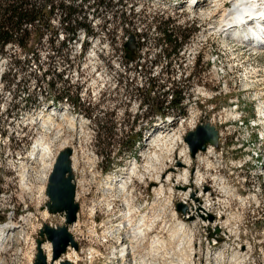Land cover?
I'll list each match as a JSON object with an SVG mask.
<instances>
[{
    "label": "rangeland",
    "instance_id": "rangeland-1",
    "mask_svg": "<svg viewBox=\"0 0 264 264\" xmlns=\"http://www.w3.org/2000/svg\"><path fill=\"white\" fill-rule=\"evenodd\" d=\"M53 1L52 20L37 24L26 50L9 46L0 53V228L10 222L18 228L5 240L0 264H32L40 228L65 224L44 210L48 199L36 191L46 189L48 167L66 147L74 149L80 211L71 233L80 245L79 264H115L120 242L147 257L146 264H264V49L221 34L224 9L235 0H207L197 8L194 0ZM63 4L94 34L78 29L77 42H67ZM160 22L182 31L177 55L168 56L171 46L161 44ZM132 34L135 53L126 48ZM177 93L181 110L160 113ZM162 117L173 125L163 127ZM203 121L220 131L219 147L196 159L189 152L186 166L178 155ZM157 125L163 128L155 130ZM176 138L183 142L172 144ZM40 141L50 147L44 159L35 156ZM183 169L191 172L186 186L182 179L174 182ZM22 174L35 180L24 192ZM179 203L188 207L186 214ZM193 204H212L203 218L207 225L191 216ZM128 211L132 227L121 217ZM144 215L151 219L149 239L165 244L128 237ZM227 220L230 225L220 229ZM180 222L184 229L173 233ZM17 249H26L22 260ZM221 251L248 259H211Z\"/></svg>",
    "mask_w": 264,
    "mask_h": 264
},
{
    "label": "bare ground",
    "instance_id": "bare-ground-1",
    "mask_svg": "<svg viewBox=\"0 0 264 264\" xmlns=\"http://www.w3.org/2000/svg\"><path fill=\"white\" fill-rule=\"evenodd\" d=\"M232 4V3H231ZM222 15V14H221ZM221 22L223 23V26H222V29H221V34H225L226 35V38L229 36V37H232V39L234 40H240L241 44L245 47H248V48H251V49H255L256 50H263V49H257L255 47H253L251 45V43H247V42H252L255 44V46H258L259 44V41H253L252 40V37L255 35V34H259L261 35V31H260V28H263L264 27V0H235V2L233 3L232 7L229 8V9H224V13H223V16L221 18ZM264 42V40L262 41ZM183 106V104H181ZM169 120H172L170 117H168ZM172 122V121H171ZM184 122V121H183ZM181 125V124H180ZM140 131V130H139ZM148 134H150L149 136H152V131H149ZM145 135V134H144ZM137 136V135H136ZM170 136V135H169ZM165 137V136H164ZM172 137V136H171ZM170 138V137H169ZM181 139V138H180ZM179 138H176L172 141V144H175L176 141L178 143H182V139L180 140ZM152 141V140H151ZM177 143V144H178ZM173 148V147H172ZM214 147H210L208 149L207 152H211L212 149ZM35 150V156H39L41 159H44L47 154L50 153V147L47 146L45 143H43L42 141H40V143H38L36 145V147L34 148ZM34 156V157H35ZM39 158V159H40ZM178 159L180 160H183V163L188 166L186 164V161L188 159H190L189 157V149L188 147L186 146L185 149H183L181 151V153L178 155ZM32 161V160H31ZM54 162V160H53ZM53 162L50 164V166L48 167V173L45 175V179L48 180V177H49V173L51 172V170L53 169ZM137 163V161H136ZM182 163V164H183ZM41 165V164H40ZM132 170L133 171L132 173L134 175H136V165H132ZM180 168V167H178ZM27 172V171H26ZM35 173V172H34ZM131 173V174H132ZM36 174V173H35ZM21 177V176H20ZM136 177H139L138 175ZM142 177V176H141ZM139 177V178H141ZM199 179H198V182L197 184H201L200 182V175L198 176ZM218 180L220 181L221 185H224L223 181V177H221L220 175L217 177ZM142 179V178H141ZM180 180L182 179L185 186L187 185V183H190L191 182V172L188 170V169H183L180 174L177 176L176 178V181H174L175 183H177V180ZM19 180V179H18ZM17 181V180H16ZM35 180L34 179H26L24 177L23 179V174H22V181L20 183V186H19V189L20 190H28V186H32L33 185V182ZM123 181V180H122ZM200 182V183H199ZM107 186V185H106ZM125 187V186H124ZM37 190V188H35ZM228 188L227 187H223V190L224 191H228L227 190ZM19 190V191H20ZM158 190L160 191V193H163V189L162 187H159ZM30 191V190H29ZM35 191V190H34ZM158 191V192H159ZM24 192V191H23ZM37 192V191H36ZM191 191L189 190L188 191V195L186 198H184L185 201H189V198L191 193ZM181 193V192H180ZM185 193V192H184ZM27 195V194H25ZM187 195V194H186ZM119 200V199H118ZM37 202V201H36ZM35 202V204H36ZM32 203H34L32 201ZM208 203H210V201H208ZM34 206V205H33ZM129 206V205H128ZM194 211H191V216H194L195 218L197 219H200L201 222H204V226L208 224V220H205L203 219L205 216H207L208 213H210V209H212V204L210 206H207L205 208L201 207V206H197V205H192L191 207ZM41 210V209H40ZM37 211V210H36ZM45 212V211H44ZM43 212V213H44ZM47 214V213H46ZM176 214V213H174ZM48 215V214H47ZM130 215L131 213L128 211L126 212L125 214H122L121 217L125 220V223L126 225L129 227L131 226L132 227V220L130 219ZM31 216V215H30ZM149 216V215H148ZM155 216V215H154ZM162 216V215H161ZM177 216V215H175ZM35 217V216H34ZM187 219V216L185 217ZM221 218H223V216H221ZM221 218L217 219V221L215 222L214 225H212L210 228L213 230L214 228L216 227H219V222L221 220ZM114 219V218H113ZM160 219V218H159ZM123 220V221H124ZM151 219H145V215L144 217L139 221L138 225H137V228L136 229H132L130 234L128 235V237H130L133 241L137 242L136 240H138L137 238H141V240L143 241H146L148 240L151 243H164V242H161V240L159 241L158 237H152L149 239V235L150 233L152 232V228H151V225H150V222ZM191 223V222H190ZM230 225V221L227 220L224 222L223 226L220 227V229H223V227H226ZM121 226V225H120ZM24 227V226H23ZM130 227V228H131ZM141 227H143L142 229H140ZM161 227V226H160ZM177 229H175L173 231V233H179L182 229H184V223L180 222L177 224ZM234 230H231V232H233L235 234V236H239V232H238V227H233ZM18 228L16 226H14L11 222L10 223H7L5 225H3L1 228H0V250L5 242V240L11 236H13V233H15V231L17 230ZM129 230V229H128ZM130 231V230H129ZM13 232V233H12ZM22 233V231H21ZM24 233V232H23ZM108 233V232H107ZM172 233V232H171ZM170 233V234H171ZM19 234V233H18ZM226 234L227 236L230 234V230L227 232L226 231ZM23 235V234H21ZM37 235V234H36ZM174 236V234L172 235ZM19 238V237H18ZM22 238V237H21ZM20 238V239H21ZM175 238V237H174ZM186 238V237H185ZM230 238V237H229ZM11 239V238H10ZM9 239V240H10ZM25 239V238H24ZM26 240V239H25ZM24 240V241H25ZM131 240V241H132ZM175 241V239H173ZM183 240V239H182ZM181 240V241H182ZM18 241V240H17ZM105 241V240H104ZM141 241V242H143ZM147 241V242H148ZM163 241V240H162ZM180 241V242H181ZM9 242V241H8ZM179 242V243H180ZM184 242V240L182 241ZM17 243V242H16ZM171 243V242H170ZM177 243V242H176ZM190 245L189 246H192L193 244V241L192 239H189V242H188ZM217 243V242H216ZM216 243L214 245H216ZM130 244V243H129ZM165 244V243H164ZM182 244V243H180ZM26 245V244H25ZM22 246V245H21ZM153 246V245H152ZM211 247V246H210ZM30 248V247H29ZM46 248H49L46 246ZM213 248V247H212ZM216 248V247H215ZM24 249V248H23ZM23 249H17V254L19 255V260H22L21 257H23L25 255V253L27 252H24L25 250ZM9 250V249H8ZM135 249L131 246V245H127L125 243H121L120 242V245L117 247L116 251H115V261L116 263L115 264H146L145 262L148 260L147 257H145L146 259H143L141 256H139L138 254L135 253ZM2 253V252H1ZM210 253V252H209ZM72 254L73 253H70L69 256H68V259L70 260H73L75 261V259L72 257ZM28 255V254H27ZM76 255V254H75ZM155 255V254H154ZM144 256V255H143ZM151 256V255H150ZM159 256V255H158ZM111 257V256H110ZM114 257V258H115ZM211 259L214 260V261H217V263L219 261H222V260H228V262H232V263H236V262H245L247 259H248V256H240L239 254H234L232 257H224L223 256V252H218L216 253L215 255L211 254ZM152 258V257H151ZM160 259H162L161 257H159ZM157 259V258H156ZM154 259V260H156ZM18 261V260H17ZM111 261V260H110ZM160 261V260H159ZM16 262V261H15ZM19 262V261H18ZM17 262V263H18ZM147 262H150V260H148ZM157 262V261H155ZM229 262V263H230ZM221 263V262H220ZM225 263V262H224ZM149 264V263H147ZM155 264V263H154ZM215 264V263H214Z\"/></svg>",
    "mask_w": 264,
    "mask_h": 264
},
{
    "label": "water",
    "instance_id": "water-1",
    "mask_svg": "<svg viewBox=\"0 0 264 264\" xmlns=\"http://www.w3.org/2000/svg\"><path fill=\"white\" fill-rule=\"evenodd\" d=\"M126 48L135 53L138 48L135 34L130 36V42L126 45ZM185 143L188 145L191 157L195 159L199 153L207 152L209 147H219L220 131L211 123L203 122L195 130L188 133L185 137ZM183 166L181 162L177 163V167ZM77 188L74 150L71 147H66L59 152L49 175L46 189L49 201L44 208L49 215L64 217L65 225L60 227L43 225L36 240L37 254L33 264H56L67 254L69 248L79 251V243L70 231V227L77 223L80 211V204L77 202ZM181 189L187 190L184 187H181ZM177 209L179 212L186 214L188 207L183 203H179ZM210 220L213 221L214 217L210 216ZM45 244H50L52 247L51 263L48 262L49 257L43 249ZM60 264L73 263L63 261Z\"/></svg>",
    "mask_w": 264,
    "mask_h": 264
},
{
    "label": "trees",
    "instance_id": "trees-1",
    "mask_svg": "<svg viewBox=\"0 0 264 264\" xmlns=\"http://www.w3.org/2000/svg\"><path fill=\"white\" fill-rule=\"evenodd\" d=\"M40 1L41 0H0V53H4L5 49L9 46H16L26 50L32 35L38 34L37 24L41 23L43 20L46 23L52 20L56 10V6L53 5L54 1L43 0L45 2L44 7H41ZM61 9L63 10L62 15L64 16L61 22L66 25V29L70 31L68 32L69 37L67 42H77L78 29H83L84 33L88 35L94 34L89 27L82 25L78 21L79 16L74 8L63 4ZM74 24L77 26H72ZM158 29L162 34L160 40L161 44L163 46H171V52L169 53L168 49L165 50L163 54L169 53L168 56H170V54L177 55L183 45L181 40L182 31L171 30L168 22H160ZM53 35V37L56 36V34ZM181 96V93H177L176 98H173L174 100L172 102L168 103V101H164L158 111L160 113L163 111L166 112V110L169 112L170 109L174 108L181 110V104L183 103ZM65 97L67 96L61 97V101L66 99ZM143 104L141 105L143 108H151L150 103L143 102ZM100 137L101 135L99 138ZM139 138H141V136ZM135 144L136 141H134L132 146H135Z\"/></svg>",
    "mask_w": 264,
    "mask_h": 264
},
{
    "label": "built area",
    "instance_id": "built-area-1",
    "mask_svg": "<svg viewBox=\"0 0 264 264\" xmlns=\"http://www.w3.org/2000/svg\"><path fill=\"white\" fill-rule=\"evenodd\" d=\"M173 98H176V95H174V94H172L171 95V99L170 100H167L168 101V103H170V102H172L174 99ZM37 192H38V197L39 198H41L42 200H47V196H46V192H45V188H44V191H42V190H37ZM47 247H49V248H46L45 247V249H46V252L49 254V255H51V247L50 246H47ZM71 253H73L72 254V257L75 259V261H73V260H70V261H72L74 264H79V262H80V259H79V254H78V252H76V251H74V250H72L71 251ZM70 254V253H69ZM76 254V255H75ZM68 256L69 255H67V259H68ZM35 257V253L32 255V258H34Z\"/></svg>",
    "mask_w": 264,
    "mask_h": 264
}]
</instances>
